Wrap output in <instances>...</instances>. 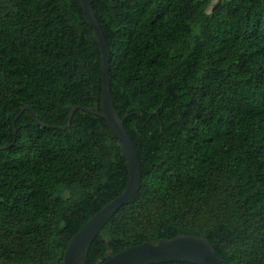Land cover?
Wrapping results in <instances>:
<instances>
[{
  "label": "trees",
  "instance_id": "1",
  "mask_svg": "<svg viewBox=\"0 0 264 264\" xmlns=\"http://www.w3.org/2000/svg\"><path fill=\"white\" fill-rule=\"evenodd\" d=\"M89 1L142 178L86 264L181 234L223 264H264V0ZM100 81L78 0H0V147L12 144L0 150V264H63L71 237L125 188L101 117L78 108L70 128L51 127L75 106L100 110Z\"/></svg>",
  "mask_w": 264,
  "mask_h": 264
},
{
  "label": "water",
  "instance_id": "2",
  "mask_svg": "<svg viewBox=\"0 0 264 264\" xmlns=\"http://www.w3.org/2000/svg\"><path fill=\"white\" fill-rule=\"evenodd\" d=\"M78 1L87 23L93 29L101 54L100 110L75 106L70 111L66 126L51 127L59 130L70 128L72 116L78 108L101 117L107 124L110 134L119 142L123 150L128 174L127 184L123 191L93 214L71 237L63 253V264H86L88 251L93 240L118 209L132 202L140 189L142 178L138 153L127 134L122 119L118 116L113 105L110 93V54L108 45L92 11L90 1ZM26 110H28V106H23L13 119L12 127L14 135H16L15 123ZM36 120L39 125H43L39 119L36 118ZM45 126L50 127L48 125ZM15 139L14 137V141ZM11 145L0 147V150L7 149ZM165 262L223 264L213 246L207 240L192 234H181L173 238H161L155 244L143 242L133 245L115 253L101 264H159Z\"/></svg>",
  "mask_w": 264,
  "mask_h": 264
},
{
  "label": "rangeland",
  "instance_id": "3",
  "mask_svg": "<svg viewBox=\"0 0 264 264\" xmlns=\"http://www.w3.org/2000/svg\"><path fill=\"white\" fill-rule=\"evenodd\" d=\"M214 1H217V0H214Z\"/></svg>",
  "mask_w": 264,
  "mask_h": 264
}]
</instances>
